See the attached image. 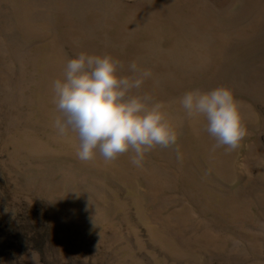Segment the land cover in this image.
Returning a JSON list of instances; mask_svg holds the SVG:
<instances>
[{
	"label": "rangeland",
	"instance_id": "374dc122",
	"mask_svg": "<svg viewBox=\"0 0 264 264\" xmlns=\"http://www.w3.org/2000/svg\"><path fill=\"white\" fill-rule=\"evenodd\" d=\"M111 54L165 104L177 145L76 157L52 127V81L79 52ZM232 89L233 152L179 99ZM135 91V90H134ZM179 151V158L178 152ZM264 264V0H0V264Z\"/></svg>",
	"mask_w": 264,
	"mask_h": 264
},
{
	"label": "clouds",
	"instance_id": "9594fccd",
	"mask_svg": "<svg viewBox=\"0 0 264 264\" xmlns=\"http://www.w3.org/2000/svg\"><path fill=\"white\" fill-rule=\"evenodd\" d=\"M122 68L111 54L81 51L66 62L63 78L52 81V103L58 113L52 127L60 138L75 137L76 157L81 162H92L99 154L110 164L130 153V163L142 168L155 147L177 145L178 133L165 104L147 93L139 94L151 70L140 68L135 60L128 65L131 75H122ZM179 104L185 118L204 119V130L215 141L213 152L219 148L236 151L248 134L241 102L228 87L187 90ZM31 259L40 264L39 251L32 250Z\"/></svg>",
	"mask_w": 264,
	"mask_h": 264
}]
</instances>
